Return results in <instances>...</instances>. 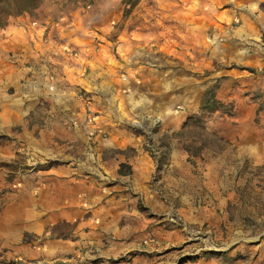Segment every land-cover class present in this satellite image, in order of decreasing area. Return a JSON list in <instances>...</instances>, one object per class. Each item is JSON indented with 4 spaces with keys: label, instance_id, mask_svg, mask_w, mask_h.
Returning a JSON list of instances; mask_svg holds the SVG:
<instances>
[{
    "label": "rangeland",
    "instance_id": "rangeland-1",
    "mask_svg": "<svg viewBox=\"0 0 264 264\" xmlns=\"http://www.w3.org/2000/svg\"><path fill=\"white\" fill-rule=\"evenodd\" d=\"M139 1L40 0L29 13L23 11L29 5L27 0H0V22L8 26L26 13L41 21L52 15L49 20L53 22L64 16L57 12L56 5L69 13L80 8V14L74 20L70 18V37L76 39L66 42L79 54L72 55L75 59H65L67 64L74 67L77 59L94 56L109 60L120 44L122 49L116 54L122 71L118 74L126 80L129 68L123 63L129 61L124 48L136 40H148L143 37L145 30L151 33L153 42L159 41L156 35L161 36L160 28L142 30L141 25L148 20L138 14L148 12L153 1L138 6ZM175 3L164 0L169 15L174 14ZM257 8L262 12L254 18L255 23L243 10L228 11L231 28L227 33L222 27L216 28V35H211L215 47L196 41L195 48L190 49V42L200 37L199 28L197 33L189 29L183 34L171 27L165 31L167 46L157 53V45L149 49V55H156L164 64L155 56L138 57L148 66L143 70L151 88L147 104H139L152 112L145 118H141L140 108H134L141 99L136 95L119 96L118 108L114 109L111 97L85 91L68 81L39 84L41 90L22 81L24 91L29 93L22 96L15 94L13 86L0 85V109L17 105L14 99L22 100L25 108L37 102L46 109L45 113L25 116L30 128L25 129L29 132L24 141L35 138L41 144L17 140L16 134L22 131L19 127L11 131L0 127V213L24 199L55 217V204L69 208L73 203L72 216L78 223L91 214L89 204L97 203L98 207L113 203L123 216L122 239L128 234L138 247L119 261L137 256V264H264V0ZM165 19L177 23L176 16ZM48 36L42 38L46 46L51 43ZM178 39L185 47L178 45ZM233 42L239 47H232ZM161 74L165 76L160 78ZM57 85L64 89L58 90ZM166 86L173 87L167 94ZM44 87L52 99L41 93ZM208 89H214L226 111L199 113L201 97ZM61 104L69 105L60 114L59 128L64 134L45 132L42 138L44 117L54 116L51 106ZM102 105L106 113L97 111ZM162 110H168L166 118ZM36 123L41 127L34 128ZM101 142L114 145L100 150ZM135 142H141L140 150L152 161L148 190L136 191L133 186L141 185L143 179L130 173L129 160L138 152ZM117 143L123 147H116ZM100 152L106 163L97 161ZM109 157L115 160L109 161ZM139 163L144 166L146 162L143 159ZM52 166L74 171L70 179L77 187L66 202L63 194L49 193L54 187V171H49ZM92 182L95 188L89 197L88 185ZM72 224L60 221L50 225L47 236L67 234ZM0 264L31 262L0 258Z\"/></svg>",
    "mask_w": 264,
    "mask_h": 264
},
{
    "label": "crops",
    "instance_id": "crops-1",
    "mask_svg": "<svg viewBox=\"0 0 264 264\" xmlns=\"http://www.w3.org/2000/svg\"><path fill=\"white\" fill-rule=\"evenodd\" d=\"M143 1L147 0H140L138 6ZM152 1V8L148 9V12L143 13L140 11L138 17L143 16L149 23L142 24V30L160 28L159 34L161 36L156 35L159 41L153 42L151 33L145 30L146 34L143 37L148 40L130 41L134 45L124 48L123 53L129 61L128 63H123V66L125 65L129 68V75L126 80L121 78V73L118 74V72L122 71L119 65L121 61L117 59L116 54L122 49L120 44L117 48H114L116 50L114 56L109 60L98 59L97 56H94L93 59H77L78 64L74 67H70L67 64L65 59H68V57L70 59L75 58L64 51L63 45L71 41V38L73 40L76 39L75 37H70L71 28L69 27L72 24L70 18L72 17L74 20L80 14V8L69 13L67 9H60L61 6L56 5L55 9L58 10L57 12L64 15L57 21L51 22L49 20L52 15H47V18L41 21L37 16L26 13L14 19L13 23L8 26H0V85L6 88L13 86L16 88L15 94L22 96L21 94L29 95L28 92L24 91L22 81L33 84L34 89L39 88V90H41L39 84L49 85L54 82L62 83L68 81L74 86L81 85L85 91L96 92L104 97H111L113 102L111 106L114 109L118 108L116 104L119 103V96L126 95L129 98L133 95L140 96L141 99H138L134 105V108L139 109V104H142V106L146 105V100L150 99L148 94L151 88L146 84L145 71L143 70L148 66H146L145 61L141 62L138 57L147 55L160 59L156 55H149V49L153 48V45H157L159 47L155 49L157 53L159 49H164L167 46L168 39L165 37V31L174 27L176 31L183 34L188 33L189 29H192V33H197L199 28L200 37H195L188 47L194 49L196 41H200L202 46H204L203 41H206V46L212 48L216 44L215 38L211 35H216V28L222 27L224 33L229 32L231 28L229 25L232 21V19H229L231 12L228 11L242 12L243 10L244 15L255 23L254 18L262 12L257 6L263 0H176L175 5L177 8L173 9L174 14L170 15L177 17V23L168 22L165 19L167 17L170 18V15L166 12L168 8H166L164 0ZM37 11L39 12V10ZM41 14L45 16L44 13ZM170 20L172 21V19ZM45 34L49 35L51 42L47 46L42 41ZM51 36H54V38H50ZM207 40H209L208 44ZM177 43L185 47L181 40L178 39ZM227 46L231 47L229 43ZM222 47H225V45ZM232 47H239V45L237 42H233ZM190 54L192 57H196L194 53ZM160 61L164 64L162 59ZM59 63L62 66H59ZM109 65L113 68L112 74L109 73ZM85 69L87 71L86 75L84 73ZM148 74H151V69L148 70ZM164 76V74H161L160 78ZM166 87L167 94L169 89L173 87ZM56 88L58 90L64 89L62 85H57ZM41 93H45L49 99L53 98L50 97V93L45 87L44 92ZM12 102L17 103V105L10 104L6 108L0 109V127H5L9 131L13 127H19L22 131L16 134L17 140L20 139L23 143L25 141L29 143L35 141V138L24 141L25 133L29 132V130L26 131L25 129L30 128L28 120L25 119L26 113H45L46 109L37 102L27 106V108L23 106L22 100L14 99ZM66 106L69 105L51 106L50 113L55 115L51 118L48 116L44 117L45 125H42V127L39 123L32 125L34 128L41 127L42 138L45 132L54 133L53 135L64 134L59 128V120L62 109ZM99 108H97L99 113L105 112L103 105ZM139 111L142 112L140 113L141 118H145L146 115L152 113L143 107ZM161 112L162 117L166 118L168 110H162ZM50 128L51 130H48ZM36 141L39 144L42 143L39 139ZM112 143L101 142L98 144V149H109L114 145ZM140 143L135 142L133 145L138 146ZM115 146L123 147L121 143H117ZM137 150L138 152L133 159L130 158L129 160L130 173L137 178L141 176L143 179H140L141 185L134 184L133 186L136 187V191L148 190L149 184L147 180L152 174V161L151 158L146 159V154L140 150L139 146ZM104 156L103 152L97 153V161L102 160V162L106 163ZM143 159L146 162L144 166L139 163ZM110 160H115V158L109 157ZM90 167L94 166L90 165ZM49 171H54L51 177L54 187L49 190V193L51 195L63 194L62 199L66 202L67 197L77 187L70 179L74 171L66 167L54 166L50 167ZM94 185V182L88 185L87 193L89 197H91V192H94ZM96 204H89L91 214L77 223L74 219L75 216H72L73 203L72 207L69 208L56 207L55 204L53 210L54 214L58 210L56 211L57 216L52 217L53 215L48 211L46 214L38 205L33 206L24 199L13 202L0 213V258H5L8 261L16 258L30 261L31 264H137L140 261L139 258L136 262L137 256L129 261H119L122 255L136 251L138 247L135 239H128V234H125L124 239H122V231L125 233L120 227L123 216L121 213L116 212V205L105 203L97 207L95 206ZM17 208L22 211H18ZM60 221L73 223L74 227L67 234L55 237L47 236L51 229L49 226Z\"/></svg>",
    "mask_w": 264,
    "mask_h": 264
},
{
    "label": "trees",
    "instance_id": "trees-1",
    "mask_svg": "<svg viewBox=\"0 0 264 264\" xmlns=\"http://www.w3.org/2000/svg\"><path fill=\"white\" fill-rule=\"evenodd\" d=\"M29 5L23 9V11L31 13L35 10L40 0H27ZM22 11V10H21ZM5 23L0 22V26H4ZM217 111H226L225 105L216 97L214 89H208L204 92L200 106L199 113L201 114H210Z\"/></svg>",
    "mask_w": 264,
    "mask_h": 264
},
{
    "label": "built area",
    "instance_id": "built-area-1",
    "mask_svg": "<svg viewBox=\"0 0 264 264\" xmlns=\"http://www.w3.org/2000/svg\"><path fill=\"white\" fill-rule=\"evenodd\" d=\"M63 49L66 53L70 55H78V50L72 47L70 44H64Z\"/></svg>",
    "mask_w": 264,
    "mask_h": 264
}]
</instances>
